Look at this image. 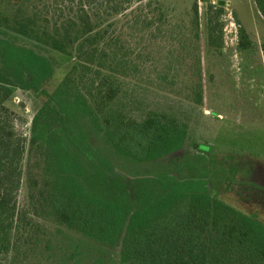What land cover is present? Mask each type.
<instances>
[{"label": "trees", "instance_id": "trees-1", "mask_svg": "<svg viewBox=\"0 0 264 264\" xmlns=\"http://www.w3.org/2000/svg\"><path fill=\"white\" fill-rule=\"evenodd\" d=\"M12 1L0 0V264L55 245L39 217L80 233L81 243L118 247L120 264H264V223L212 196L205 171L136 176L128 184L76 126L86 115L115 150L137 161L184 146L185 116L174 106H147L122 77L138 69V39L156 36L167 16L159 0H18L14 8ZM254 3L264 17V0ZM237 22L239 51H253ZM217 24L209 39L222 46ZM52 51L71 54L72 65L35 111L28 139L5 103L17 88L52 76ZM189 75L188 101L200 105L201 67ZM26 153L40 171L28 170L29 200L20 206ZM73 243L59 250L67 254Z\"/></svg>", "mask_w": 264, "mask_h": 264}, {"label": "rangeland", "instance_id": "rangeland-1", "mask_svg": "<svg viewBox=\"0 0 264 264\" xmlns=\"http://www.w3.org/2000/svg\"><path fill=\"white\" fill-rule=\"evenodd\" d=\"M17 1H12V8L22 5ZM219 1L159 0L167 16L156 36L138 39V54H134L138 69L122 76L124 87L144 96L147 106H174L185 116L188 135L180 150L157 160L137 161L115 150L86 115L75 118V123L128 184L136 176L167 172L185 177L205 171L212 196L264 223V17L254 0H224L223 5ZM237 19L255 43L253 51H239ZM214 23L222 26V46H217L216 37L209 39V26ZM49 53L55 65L52 76L34 88H17L5 103L14 114L16 130L28 139L35 111L72 65L71 54ZM198 66L203 102L192 105L186 95L191 89L189 74ZM197 144L210 148L201 151ZM33 162L26 153L18 191L20 206H27L29 200L28 170L39 175ZM38 220L44 231H51L55 245L28 251L18 264H120L118 247L91 240L81 243L80 233L49 218ZM73 239L78 243L67 254L59 250Z\"/></svg>", "mask_w": 264, "mask_h": 264}, {"label": "water", "instance_id": "water-1", "mask_svg": "<svg viewBox=\"0 0 264 264\" xmlns=\"http://www.w3.org/2000/svg\"><path fill=\"white\" fill-rule=\"evenodd\" d=\"M219 3L223 5L224 4V0H220Z\"/></svg>", "mask_w": 264, "mask_h": 264}, {"label": "flooded vegetation", "instance_id": "flooded-vegetation-1", "mask_svg": "<svg viewBox=\"0 0 264 264\" xmlns=\"http://www.w3.org/2000/svg\"><path fill=\"white\" fill-rule=\"evenodd\" d=\"M220 4V3H219ZM220 5H222V4H220Z\"/></svg>", "mask_w": 264, "mask_h": 264}]
</instances>
